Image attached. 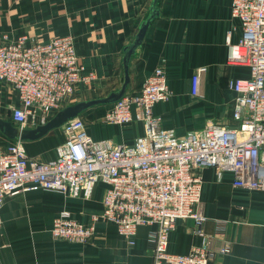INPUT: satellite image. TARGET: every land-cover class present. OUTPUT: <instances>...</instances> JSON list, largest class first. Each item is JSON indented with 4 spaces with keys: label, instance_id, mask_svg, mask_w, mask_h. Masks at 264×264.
I'll list each match as a JSON object with an SVG mask.
<instances>
[{
    "label": "crops",
    "instance_id": "0c3cea01",
    "mask_svg": "<svg viewBox=\"0 0 264 264\" xmlns=\"http://www.w3.org/2000/svg\"><path fill=\"white\" fill-rule=\"evenodd\" d=\"M151 1L0 0V43L21 35L28 44L72 35L79 61L95 73L94 82L82 86L73 99L83 94L104 97L123 83L124 48L134 40ZM230 4L231 0H157L158 12L129 59L126 91L137 92L155 68L165 71L170 97L155 103L152 112L163 128L178 136L210 122L232 121L231 83L244 76L245 69L227 60L226 35L230 32L232 42L239 35ZM199 67L205 69L194 94L191 76ZM14 97L11 87L0 83V117L10 120L7 106ZM99 105L105 106L92 105L82 113ZM102 116L87 123L88 133L96 139L128 142L143 133L137 120L105 125ZM63 140L59 126L37 139L23 140V147L29 157L46 160L55 156V148ZM11 141L0 131L1 143ZM198 173L202 178L200 208L208 216L203 229L210 237L214 262L264 264V191L237 189L229 172L213 167L201 168ZM102 192L103 184L99 183L77 197L41 188L7 197L0 209V264H152L143 226L134 245L127 244L114 224L103 221L96 222V232L84 245L51 236L57 211L66 209L76 220L88 223L90 215L101 209ZM218 220L225 221L221 236L214 235ZM194 230L191 218L177 220L169 235V249L181 254L190 251L201 242ZM225 242L230 244V252L220 254L218 249Z\"/></svg>",
    "mask_w": 264,
    "mask_h": 264
},
{
    "label": "built area",
    "instance_id": "2783aa9c",
    "mask_svg": "<svg viewBox=\"0 0 264 264\" xmlns=\"http://www.w3.org/2000/svg\"><path fill=\"white\" fill-rule=\"evenodd\" d=\"M230 15L237 19L235 42L226 35L227 60L245 69L236 77L231 123L210 122L178 136L160 124L152 112L155 103L170 97L165 71L157 67L137 92L126 91L109 103L101 122L125 125L133 120L143 133L131 141L96 139L87 123L76 116L62 125L64 140L55 156L46 160L29 157L23 140L0 142V209L7 197L41 188L77 197L103 184L101 209L88 223L61 209L53 217L51 236L84 245L96 232V222L116 226L134 245L139 227H146L145 243L152 264H216L210 237L203 224L208 216L200 208L202 178L198 170L213 167L232 175L233 187L264 191V0H231ZM205 67L191 76V91ZM95 73L80 61L72 35L27 43L24 36L0 43V83L14 92L8 104L9 118L19 131L46 123L82 86L91 85ZM191 218L201 242L187 253L168 247L177 220ZM218 220L214 235L225 232ZM2 217L0 213V225ZM230 252V244L219 247Z\"/></svg>",
    "mask_w": 264,
    "mask_h": 264
},
{
    "label": "water",
    "instance_id": "95a60500",
    "mask_svg": "<svg viewBox=\"0 0 264 264\" xmlns=\"http://www.w3.org/2000/svg\"><path fill=\"white\" fill-rule=\"evenodd\" d=\"M156 1L152 0L149 13L143 19L139 25L138 32L135 35L134 40L125 46L123 55V68H124V79L123 83L118 91H112L107 96L102 98H94L89 100H81L74 104L67 105L57 111L46 123L37 125L36 127L29 128L26 130L19 131L10 120L0 117V131L8 138H19L21 140H33L46 134L49 130L61 126L65 121L76 117L87 107L98 104H108L118 98H120L126 90L129 82L128 63L131 55L134 53L135 48L140 44L143 36L148 28L149 24L156 16L158 10L156 7Z\"/></svg>",
    "mask_w": 264,
    "mask_h": 264
},
{
    "label": "rangeland",
    "instance_id": "374dc122",
    "mask_svg": "<svg viewBox=\"0 0 264 264\" xmlns=\"http://www.w3.org/2000/svg\"><path fill=\"white\" fill-rule=\"evenodd\" d=\"M119 90V89H118ZM117 90V91H118ZM88 91V90H87ZM94 97V98H102V96H98V95H91V94H83L81 97H79V98H75V99H71V100H69V101H67V102H65L64 103V105L63 106H67V105H70V104H73V103H75V102H77V100H89V99H86V98H88V97ZM107 96V95H106ZM105 97V96H104ZM79 100V101H80ZM109 107H110V104H105V106H101V105H99V106H93V108H91V109H89L88 110V112L87 113H80L79 115H78V117H80L83 121H85L86 123H88L89 121H91L92 120V118H96L97 116H99V115H103L108 109H109ZM96 111H95V110ZM89 111H92L93 112V114L92 113H90ZM97 112H99V113H97ZM101 113V114H100ZM9 116V115H8Z\"/></svg>",
    "mask_w": 264,
    "mask_h": 264
},
{
    "label": "bare ground",
    "instance_id": "6f19581e",
    "mask_svg": "<svg viewBox=\"0 0 264 264\" xmlns=\"http://www.w3.org/2000/svg\"><path fill=\"white\" fill-rule=\"evenodd\" d=\"M78 102V101H77ZM76 103V102H75ZM74 104V103H73ZM65 107V106H64ZM43 124V123H42Z\"/></svg>",
    "mask_w": 264,
    "mask_h": 264
}]
</instances>
